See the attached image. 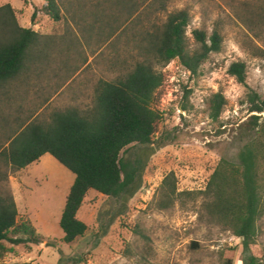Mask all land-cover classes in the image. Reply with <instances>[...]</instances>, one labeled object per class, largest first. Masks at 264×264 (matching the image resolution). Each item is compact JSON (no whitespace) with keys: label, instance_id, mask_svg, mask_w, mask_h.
Wrapping results in <instances>:
<instances>
[{"label":"rangeland","instance_id":"obj_1","mask_svg":"<svg viewBox=\"0 0 264 264\" xmlns=\"http://www.w3.org/2000/svg\"><path fill=\"white\" fill-rule=\"evenodd\" d=\"M57 1L59 21L45 10L48 0H0V7L10 4L15 9L21 26L43 35L29 73L3 90H11L13 113L20 110L27 116L29 110L48 113L68 105L90 106L99 79L114 78L121 71L118 61L131 60L135 32L161 26L170 13L181 9L191 16L190 42L194 29L211 35L216 26L224 42L197 76L178 60L157 67L164 83L154 106L163 121L152 144L136 146L127 156L145 165L137 191L123 199L90 190L77 214L88 230L75 242L65 243L60 227L75 175L50 154L20 171L2 166L8 178L0 181V189L14 198L17 219L28 220L43 238L29 246L7 244L11 249L0 252V264H226L229 258L243 264L247 254L242 239L207 214L203 198L179 200L162 209L159 191L170 173L175 174L179 191L204 189L220 159L236 156V129L250 114L242 103L247 87L228 69L233 62L244 61L248 86L264 96V59L244 48L248 40L263 47L264 41L253 37L238 15L245 6L256 8L263 1ZM218 92L228 103L220 120L213 121L208 100ZM1 97L0 112L6 115L11 108L7 96ZM250 248L249 253L264 255V217Z\"/></svg>","mask_w":264,"mask_h":264},{"label":"trees","instance_id":"obj_2","mask_svg":"<svg viewBox=\"0 0 264 264\" xmlns=\"http://www.w3.org/2000/svg\"><path fill=\"white\" fill-rule=\"evenodd\" d=\"M262 1L256 8L245 6L238 15L253 37L264 41ZM45 10L55 20L62 19L57 0H48ZM190 23L189 11L181 9L170 13L163 25L135 32L137 45L131 60L118 61L121 71L114 78L99 79L90 106L68 105L48 113L29 110L23 116L20 110L12 112L11 90H3L29 73L43 35L21 26L10 4L0 7V104L4 94L11 108L6 115L0 112V169L5 166L20 171L50 154L75 175L60 219L65 243L71 244L87 233V224L77 214L90 190L123 199L137 191V178L145 165L142 160L131 162L127 156L136 146L152 144L163 121L162 112L154 106L164 83L157 67L178 60L197 76L210 55L222 50L224 37L218 26L211 35L203 28L194 29V42H190ZM244 48L264 59V47L253 40ZM228 72L247 87L242 103L250 114L236 129V156L220 159L204 189L179 191L175 174L170 173L161 185L159 206L167 209L179 200L203 198L207 214L242 239L247 254L243 264H264V255L249 253L258 237V222L264 217V96L248 86L244 61L233 62ZM227 103L221 92L209 98L213 121L220 120ZM7 178V172L0 170V181ZM17 218L14 198L0 189V252L11 249L7 244L42 242L43 237L28 220ZM193 245L198 247V243ZM226 264H234L233 258Z\"/></svg>","mask_w":264,"mask_h":264},{"label":"crops","instance_id":"obj_3","mask_svg":"<svg viewBox=\"0 0 264 264\" xmlns=\"http://www.w3.org/2000/svg\"><path fill=\"white\" fill-rule=\"evenodd\" d=\"M46 155V154H45Z\"/></svg>","mask_w":264,"mask_h":264}]
</instances>
